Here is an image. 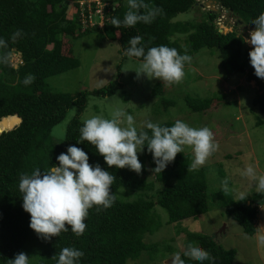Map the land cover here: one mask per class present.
I'll return each instance as SVG.
<instances>
[{
  "label": "trees",
  "instance_id": "1",
  "mask_svg": "<svg viewBox=\"0 0 264 264\" xmlns=\"http://www.w3.org/2000/svg\"><path fill=\"white\" fill-rule=\"evenodd\" d=\"M215 1L221 8L202 9L198 0H145L149 8L159 9L151 23L138 22L133 27L116 28L111 20L113 16L123 19L127 0H101L105 4L104 16L103 25L98 28L82 27L77 16L78 4L74 6L75 14L69 15L68 0H0V37L8 42V49L2 51L10 52V59L12 54L19 53L21 60L16 63L18 70L8 64L0 65V119L10 116L0 121V132L16 124L13 115L20 118L13 128L0 133V264H9L19 252L30 257V264H55L53 256L64 247L82 250L81 264H137L136 260L144 254L152 259V256L158 258L165 256L166 251L175 250L169 244L159 246L145 241L146 235L154 234L162 225L160 210L166 212V224H177L198 219L211 209V200L218 196L212 182L209 183L214 172L208 176L206 167L191 169V152L177 153L161 173H153L155 164L145 146V150L138 153L142 169L136 173L126 167L109 168L95 146L86 141L77 144L83 122L78 115L85 107L87 95L113 94L119 87L118 82L90 92H64L52 89L48 79L79 66V58L73 55L70 44L74 37L97 31L103 38L117 40L124 54L128 40L139 35L146 48L166 45L181 54L187 53L191 61L185 65L202 50L216 55L222 70L255 82L257 92L252 104L264 115V79L254 74L248 55L252 46L236 30L240 25L255 28L250 22L264 12V0ZM91 6L94 9L96 3L92 2ZM192 9H199L198 18L175 19L178 14ZM221 9L234 18L230 31L221 32L217 26ZM17 29L22 30V35L13 42L10 37ZM179 35H184L182 43ZM28 74L35 79L24 86L20 81ZM162 91L163 85L159 82L150 90L156 97L162 96ZM227 97V94L205 98L186 94L184 102L191 112L204 113L214 106L228 105L229 100L223 102ZM233 102L237 104L235 98ZM159 103L163 109L175 104L164 97ZM70 109L76 115L67 124L63 140L57 142L52 131ZM174 122L167 120L159 124L171 126ZM262 124L264 119L258 118L256 125ZM212 127L213 138H218L222 130ZM69 145L84 150L90 164H99L115 177L110 190L116 199L107 209L97 211L96 206L89 209L86 229L81 236L69 230L45 239L29 227L30 214L22 208L19 177L21 173L30 174L34 168L43 171L58 164L56 157L66 152ZM147 172L156 181L147 178ZM263 205L264 193L254 192L242 201L224 204L223 213L236 221L244 234L252 236L257 232L255 221ZM185 237L180 251L185 264H234L236 250L223 248L213 236L186 232ZM189 243L205 249L209 258L201 262L184 257L183 251Z\"/></svg>",
  "mask_w": 264,
  "mask_h": 264
},
{
  "label": "rangeland",
  "instance_id": "2",
  "mask_svg": "<svg viewBox=\"0 0 264 264\" xmlns=\"http://www.w3.org/2000/svg\"><path fill=\"white\" fill-rule=\"evenodd\" d=\"M93 1L97 6L94 11L90 7ZM208 1L198 0V3L203 5L202 9H206L210 8ZM76 4L80 12H77V16L82 27L101 28L103 24L101 0H68L69 15L75 14ZM199 15V9H192L178 14L175 19L186 20L198 18ZM216 23L222 32H227L232 29L234 18L229 16L226 10L221 9ZM236 30L246 39L252 29L240 25ZM179 39L182 43L184 35H179ZM70 44L73 55L79 58L80 64L77 68L49 77L48 82L52 89L64 92L79 90L90 92L110 82L119 83L113 94L104 96L88 94L85 107L78 115L81 120L93 114L108 116L109 103L115 101L134 116L138 127L145 120L159 123L179 119L193 127L213 126L212 129L222 130L220 136L214 138L218 145L214 151L215 155L211 154L202 165L207 168L208 176L214 172L209 183L212 182L218 196L211 200V209L198 219H189L177 224H166V212L160 210L162 225L154 234L146 235L145 241L158 243L159 246L169 244L175 250L166 251L165 256L160 255L158 258L152 256V259L144 254L136 263L169 264L171 254L183 249L185 233L200 232L213 236L223 248L235 249L234 264H264V205L255 221L257 232L252 236L244 234L239 224L223 213V205L238 200L240 191L246 192L247 196L256 192L252 181L240 175V169L247 164H253L258 174H264V124L256 125V120L264 119V115L252 104L257 92L255 82H247L243 75L228 74L220 68L216 55H208L207 52H202L203 50L194 55L189 65H185V75L180 82L168 84L159 79L150 80L143 75L137 77L135 71L131 70L136 67V59L133 58L129 62L121 52L117 40L103 38L97 31L74 37ZM10 61L13 64L19 63V54H12ZM158 82L163 85L160 97L150 92L152 86ZM186 94L200 98L227 94L228 97L223 102L229 100L230 103L225 106H222L223 104L214 106L204 113L191 112L184 102ZM162 97L173 100L175 104L163 109L159 103ZM233 98L237 104L233 102ZM75 115L74 110L70 109L66 117L54 127L52 135L57 142L63 140L65 128ZM184 150L193 153L190 147L186 146ZM146 175L150 180L154 179L149 172ZM225 179L232 189L229 193L220 190ZM156 186L161 187L158 183Z\"/></svg>",
  "mask_w": 264,
  "mask_h": 264
},
{
  "label": "clouds",
  "instance_id": "3",
  "mask_svg": "<svg viewBox=\"0 0 264 264\" xmlns=\"http://www.w3.org/2000/svg\"><path fill=\"white\" fill-rule=\"evenodd\" d=\"M104 6L103 3L102 13ZM96 9L97 6L92 8L93 11ZM158 12L159 9L149 8L145 0H127L123 19L113 16L111 24L118 28L121 25L133 27L138 22L151 23ZM250 23L255 28L249 31L245 39L246 43L252 45L248 53L249 63L254 74L264 78V12ZM21 35L22 30L17 29L10 39L15 42ZM141 41V36H132L124 50L129 62L133 58L137 61L136 67L131 69L137 77L143 75L168 84L180 82L185 75V64L191 61V57L166 45L146 48ZM5 49H8V42L0 37V65L8 64L18 70V66L10 62V52L2 51ZM34 79L33 75L28 74L20 82L28 86ZM85 141L95 146L109 168L126 167L136 173L142 169L138 153L143 152L145 146L155 164L153 173H161L186 146L193 152L191 169L204 165L218 147L207 126L193 127L177 119L171 126L145 120L138 127L134 116L115 101L109 103L108 116L93 114L83 120L77 144ZM56 161L58 164L46 170L34 168L30 174H20L18 189L22 193V208L30 214L29 227L45 239L69 230L81 236L86 229L85 219L89 209L94 206L97 211L107 209L115 202L116 196L110 190L115 177L99 164H90L86 152L75 145H69L66 152L56 157ZM239 173L252 181L257 193H264V174H258L253 164L245 165ZM220 190L223 193L232 190L227 179L222 181ZM238 195L241 201L247 197L244 191ZM182 255L201 262L209 258L205 249L193 243L187 245ZM83 256L84 252L80 249L64 247L53 258L55 264H81ZM168 261L169 264H185L180 252L171 254ZM9 264H30V257L19 252L9 260Z\"/></svg>",
  "mask_w": 264,
  "mask_h": 264
},
{
  "label": "water",
  "instance_id": "4",
  "mask_svg": "<svg viewBox=\"0 0 264 264\" xmlns=\"http://www.w3.org/2000/svg\"><path fill=\"white\" fill-rule=\"evenodd\" d=\"M207 4H210V9H212V10H215V9H217V8H221V5H220L219 3H217L215 0H209ZM215 6H216V7H215ZM7 117H10V116H7ZM7 117H2V118L0 119V121L4 120V119L7 118ZM13 118H15V120H16L15 123H16V124L19 123V121H20L19 116H15V115H13ZM16 124H14L11 128H13ZM11 128L3 129V130H1V132L6 131V130H9V129H11ZM1 132H0V133H1Z\"/></svg>",
  "mask_w": 264,
  "mask_h": 264
}]
</instances>
